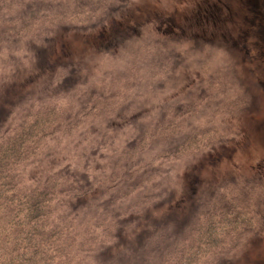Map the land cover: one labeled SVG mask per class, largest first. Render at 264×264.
Returning <instances> with one entry per match:
<instances>
[{"label":"trees","instance_id":"1","mask_svg":"<svg viewBox=\"0 0 264 264\" xmlns=\"http://www.w3.org/2000/svg\"><path fill=\"white\" fill-rule=\"evenodd\" d=\"M128 5L129 0H0V42L39 44L32 64H10L35 69L43 90L36 97L26 93L11 108L0 103V264H219L261 220L253 214L258 198L264 200L262 184L220 185L198 199L188 217L168 208L176 186L172 190L164 176L167 167L228 140L214 118L243 106L247 96L228 95L231 69H214L180 101L156 106L150 99L177 86L192 60L178 35H149L150 28L117 50H101V60L115 67L94 85L80 58L50 71L47 42L73 30L96 33L114 22L128 23ZM10 64L0 62L1 98L8 96L2 89H17L25 76L8 74ZM141 87L138 101L135 90ZM218 97L226 98L224 105L207 124L193 120ZM148 103L134 112L135 104ZM124 110L121 131L92 132L82 143L96 141L65 154L92 125L118 123ZM131 114L140 115V128L128 123Z\"/></svg>","mask_w":264,"mask_h":264},{"label":"rangeland","instance_id":"2","mask_svg":"<svg viewBox=\"0 0 264 264\" xmlns=\"http://www.w3.org/2000/svg\"><path fill=\"white\" fill-rule=\"evenodd\" d=\"M128 6L124 17L128 19V23L131 22L130 25L114 22L111 28L96 33L73 30L58 37L53 43L47 42V56L51 58L48 63L49 66L52 65L50 71L55 73L66 62L72 63L80 58V67L89 68L88 83L92 84L91 80L94 79V85L100 76H107L115 67L112 63L101 60V50H117L124 43L131 42L133 36L145 37L150 28L154 31L149 35H178L192 61L188 63L187 69H181L183 80L177 86L154 94L155 98L150 99L151 103L159 106L180 101L194 83L205 79L214 69L224 72L232 70L233 83L231 93L228 94L231 98H235V93L247 96L243 100V106L233 108L230 113L225 112L226 116L214 118L228 133L227 141L201 155L190 156L167 167L164 176L167 181L172 182V190L176 186V197L172 196L174 198L168 208L176 212L182 211L188 217V214H193L198 208L195 206L196 201L209 196L220 185L234 181L236 185L264 186V0H129ZM110 37L113 38L112 42ZM117 39L123 43L119 44ZM111 44L113 46L109 47ZM38 46L32 39L2 40L0 62H4V66L10 64V59L17 66L31 63L35 47ZM9 66L6 68L8 74L23 76L21 72H24L25 76L19 86L15 82L17 89H2L5 91L4 96L8 95L6 98L0 97L1 104L6 102L4 108H11L10 105L19 102L26 93H32L36 97L43 91L40 88L41 76L38 78L39 74L35 69L17 68L12 63ZM227 84L225 81L221 88ZM135 92L139 101V92H143V88H137ZM225 100V97H218L205 104L198 115H194L193 120L198 118L199 122L205 120L207 124L213 111L223 106ZM149 103L139 106L135 104L132 106L134 112ZM125 112L124 110L119 115L117 124L113 119L110 121L114 122L104 120L102 124L92 125L91 132L84 131L78 138L79 143L66 150L65 154L81 152L87 141H96L92 138L82 143L92 132L95 134L104 128L113 127L118 132L121 131V123L126 121L123 119ZM130 116L132 118L127 120L128 123H135L133 127L140 128L141 124L137 122L140 115ZM174 183L176 184L173 185ZM258 199L259 209H256L253 217L261 220L254 229L246 230L240 235L234 247L227 249L222 255L219 264H264V200L260 197Z\"/></svg>","mask_w":264,"mask_h":264}]
</instances>
